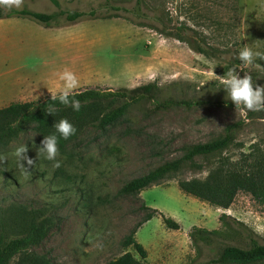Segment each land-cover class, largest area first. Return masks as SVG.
<instances>
[{"label": "rangeland", "instance_id": "obj_1", "mask_svg": "<svg viewBox=\"0 0 264 264\" xmlns=\"http://www.w3.org/2000/svg\"><path fill=\"white\" fill-rule=\"evenodd\" d=\"M143 1L142 19L113 9L130 8L135 0H58L63 10L87 13L58 26L0 17V108L59 93L65 69L75 73L76 90L152 83L158 99L202 102L157 112L148 102L132 105L104 132L90 130L58 151L59 167L38 155L42 138L32 129L0 147V234L6 240L18 236L23 216L48 219L46 236L31 251L49 264H105L126 251L139 259L132 246H123L132 232L148 260L167 264L205 263L225 244L246 246L245 234L264 244V204L249 193L239 191L224 209L178 187L179 180L204 179L220 155L238 159L253 148L264 150V111L242 116L220 83L231 69L238 78L250 76L253 90L264 89V59L250 64L239 59L246 46L264 52V0ZM23 8L56 11L51 0L0 3L3 13ZM160 21L169 27L185 23L186 37L215 56L159 33ZM229 124L236 125L235 140L223 152L198 157L194 166L186 164L137 193L122 192L132 178L180 157L190 144L217 138ZM20 145L34 161H19L28 174L17 167L14 151ZM151 208L155 214L143 222ZM222 213L228 226L219 220ZM162 217L182 228H167ZM193 225L217 232L191 236L186 229ZM16 262L17 257L10 264Z\"/></svg>", "mask_w": 264, "mask_h": 264}, {"label": "trees", "instance_id": "obj_2", "mask_svg": "<svg viewBox=\"0 0 264 264\" xmlns=\"http://www.w3.org/2000/svg\"><path fill=\"white\" fill-rule=\"evenodd\" d=\"M107 1L110 2L111 0ZM51 2L56 7L54 12H39L25 8L10 9L4 13L0 11V17H26L45 25L58 26L62 22H73L87 15L83 11L61 9L58 0H51ZM143 7V0H135V4L130 8L119 5L114 6L113 9L123 10L132 15L133 18L142 19L145 17ZM93 13V10L89 12V14ZM111 16L119 15L112 13ZM162 23L160 21V24ZM226 25L228 26L229 23ZM156 30L180 41L188 42L191 48L198 53L215 56V53L208 52L201 43L192 42L186 37L185 34L188 33L190 27L186 26L185 23L178 27H169L163 23L162 27ZM75 93V98L81 103L79 111H73L71 106H65L58 100L52 101L51 95L43 100L15 101L1 107L0 147H6L28 129H32L43 140L44 136L55 132L54 124L56 122L66 118L75 126L76 133L67 140L59 138V134H57L58 151L62 152L69 143L78 139L80 135L90 130L104 132L107 128L115 125L127 114L128 108L132 105L148 102L152 106L151 109L157 112L181 104L187 106L202 104L200 101L192 100L158 99L152 83L120 90L85 88L76 90ZM53 105L54 111L48 113L49 107ZM235 130L236 125L229 124L217 138L188 145L180 157L166 161L126 182L121 189L122 192L137 193L169 174L175 173L186 164L194 166L196 164L195 159L198 157L207 159L212 154L223 152L234 142ZM178 187L185 194L224 209L231 205L239 191L249 193L255 201L264 204V150L260 151L253 148L248 153H243L238 159H232L229 155H220L216 164L209 168L204 179L179 180ZM154 214L155 209L151 208V212L146 215L143 222L148 221ZM226 218H229L226 213L219 216L220 222L228 226ZM162 219L167 228L178 229L179 226L173 219L169 217H162ZM235 223L246 229L242 222L235 221ZM17 224L18 236L6 240L4 235L0 234V264H10L15 257H17L16 264H49L45 257L38 256L31 251V248L38 245L46 236L49 230L48 219L37 220L35 216L29 215L23 216ZM193 232L212 233L217 232V230L207 231L193 225L190 232L191 236ZM244 237L247 239L246 246L225 244L220 248L215 258L202 264H264V244L258 242L250 234H245ZM199 238L205 241L204 238ZM123 246H132L138 253L139 259L126 251L105 264H157L146 260L147 251L135 240L133 232L124 238Z\"/></svg>", "mask_w": 264, "mask_h": 264}, {"label": "clouds", "instance_id": "obj_3", "mask_svg": "<svg viewBox=\"0 0 264 264\" xmlns=\"http://www.w3.org/2000/svg\"><path fill=\"white\" fill-rule=\"evenodd\" d=\"M19 3V0H0V3L10 4V3ZM255 57L264 59V52L255 51L249 47H244L239 52V59L242 60L245 64H250ZM60 80L64 82L63 87L58 94L51 95L52 101H59L65 106H71L73 111H79L81 103L78 99L75 98V91L79 87V81L72 71L65 69L60 73ZM220 83L227 89L228 95L230 96L233 103L240 110L242 116L246 115V111H264V104L261 103L264 96V89L257 86L253 90L251 77L245 75L243 78H238L236 74L233 73L231 69L227 74L221 78ZM243 105V107H241ZM54 111V105L50 106L48 113ZM55 132L44 136V139L41 141L42 147L38 151V155H42L44 159L49 161H54V167H59V161L56 159L58 156V135L59 138L67 140L69 137L75 135L76 128L75 126L66 118H62L59 122L54 124ZM14 155L17 160V167L24 174H28V170L23 164H20L19 161H26L28 165H33V159H30L27 156V147L25 145L18 146Z\"/></svg>", "mask_w": 264, "mask_h": 264}, {"label": "crops", "instance_id": "obj_4", "mask_svg": "<svg viewBox=\"0 0 264 264\" xmlns=\"http://www.w3.org/2000/svg\"><path fill=\"white\" fill-rule=\"evenodd\" d=\"M179 225V224H178ZM180 227H179V229L178 230H180L182 227H181V225H179ZM196 226H198V225H196ZM199 227V226H198ZM191 227H187V229L186 230H189ZM161 252H164L163 251V249L160 251V254H161ZM161 256V255H160ZM149 259V257L147 256L146 257V260L148 261V262H150V263H157V264H167V263H165L164 261H163V259H161L162 261H150V260H148Z\"/></svg>", "mask_w": 264, "mask_h": 264}]
</instances>
